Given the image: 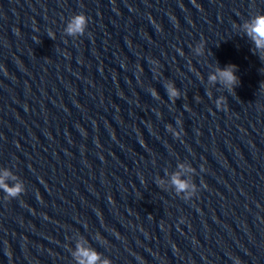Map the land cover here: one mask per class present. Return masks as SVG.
Segmentation results:
<instances>
[{
	"label": "clouds",
	"instance_id": "1",
	"mask_svg": "<svg viewBox=\"0 0 264 264\" xmlns=\"http://www.w3.org/2000/svg\"><path fill=\"white\" fill-rule=\"evenodd\" d=\"M88 25V17L84 13H79L73 17L72 22L69 24L67 28V32L69 35H83ZM244 29L246 34L251 37L254 41V44L258 50H260L262 54V58H264V14H257L253 17L249 22L244 25ZM235 65H228L224 68H217L215 74L209 76V81L217 82L219 81L225 87L229 89H234V87L238 83V77L235 74ZM168 97L170 100H175L179 98L180 93L174 89L173 87L166 88ZM153 97L158 96V93L155 90L152 91ZM217 108H221V102L217 101ZM169 130L170 126H169ZM173 135L177 138L180 137V133H173ZM9 173L5 172V176H8ZM172 182L176 187L177 192H184L189 188V185L179 179L178 176H173ZM0 187H3L4 191L11 198H16L20 196V194L24 191V187L22 184H16L13 187H8L3 179H0ZM193 190H195V186H192ZM191 196V193H189ZM185 200H188V197H185ZM73 255L77 259V264H112L110 259H101L100 254L90 248H84L77 245L76 251Z\"/></svg>",
	"mask_w": 264,
	"mask_h": 264
}]
</instances>
